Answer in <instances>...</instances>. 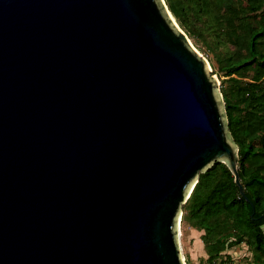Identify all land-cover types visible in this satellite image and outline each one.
Returning a JSON list of instances; mask_svg holds the SVG:
<instances>
[{
  "label": "water",
  "instance_id": "water-1",
  "mask_svg": "<svg viewBox=\"0 0 264 264\" xmlns=\"http://www.w3.org/2000/svg\"><path fill=\"white\" fill-rule=\"evenodd\" d=\"M165 0H0V264H185L183 205L239 146Z\"/></svg>",
  "mask_w": 264,
  "mask_h": 264
},
{
  "label": "trees",
  "instance_id": "trees-1",
  "mask_svg": "<svg viewBox=\"0 0 264 264\" xmlns=\"http://www.w3.org/2000/svg\"><path fill=\"white\" fill-rule=\"evenodd\" d=\"M179 26L217 55L229 129L239 146V173L247 197L221 161L201 173L183 205V220L204 231L208 260L246 243L264 264V0H165Z\"/></svg>",
  "mask_w": 264,
  "mask_h": 264
},
{
  "label": "rangeland",
  "instance_id": "rangeland-1",
  "mask_svg": "<svg viewBox=\"0 0 264 264\" xmlns=\"http://www.w3.org/2000/svg\"><path fill=\"white\" fill-rule=\"evenodd\" d=\"M189 38L199 54L209 61L211 73L218 79V88L221 90V86L226 85L227 77L218 70L217 55L223 54L225 48L214 44L211 39H208L210 44L208 46L201 39H194L191 36ZM183 218L184 211H182L179 224V242L185 264H255L254 255L246 243L237 244L224 250L214 262H210L202 240L204 231L192 227Z\"/></svg>",
  "mask_w": 264,
  "mask_h": 264
}]
</instances>
